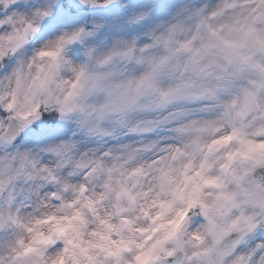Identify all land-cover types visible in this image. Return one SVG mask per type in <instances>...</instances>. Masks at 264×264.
<instances>
[{"label": "snow or ice", "instance_id": "6c2138e0", "mask_svg": "<svg viewBox=\"0 0 264 264\" xmlns=\"http://www.w3.org/2000/svg\"><path fill=\"white\" fill-rule=\"evenodd\" d=\"M0 264H264V0H0Z\"/></svg>", "mask_w": 264, "mask_h": 264}, {"label": "clouds", "instance_id": "9594fccd", "mask_svg": "<svg viewBox=\"0 0 264 264\" xmlns=\"http://www.w3.org/2000/svg\"><path fill=\"white\" fill-rule=\"evenodd\" d=\"M142 74V73H141Z\"/></svg>", "mask_w": 264, "mask_h": 264}]
</instances>
